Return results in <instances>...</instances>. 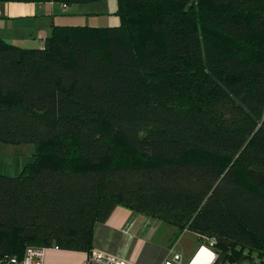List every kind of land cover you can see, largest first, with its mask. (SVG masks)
<instances>
[{
  "label": "trees",
  "instance_id": "16d2710c",
  "mask_svg": "<svg viewBox=\"0 0 264 264\" xmlns=\"http://www.w3.org/2000/svg\"><path fill=\"white\" fill-rule=\"evenodd\" d=\"M99 0H0L72 4ZM120 24L0 37V259L90 252L118 205L215 237V264H264V0H118Z\"/></svg>",
  "mask_w": 264,
  "mask_h": 264
},
{
  "label": "crops",
  "instance_id": "0c3cea01",
  "mask_svg": "<svg viewBox=\"0 0 264 264\" xmlns=\"http://www.w3.org/2000/svg\"><path fill=\"white\" fill-rule=\"evenodd\" d=\"M45 5L49 6L45 8ZM57 8V2L1 3L3 14L0 16V26L7 30L5 36L13 35L12 42L16 44H21L18 43L21 40L27 42L31 39L29 36L37 34L41 40L36 48H42L45 38L51 33L52 20L51 23L42 21L52 18L55 22L54 15L50 12L55 13ZM14 22L18 23L12 25ZM160 221L128 206L118 205L106 220L95 224L93 249L117 254L138 264H162L174 252H180L185 262H189L202 244L200 235L186 229L178 239L173 240L178 228L168 222L164 223L169 226H163ZM204 253H207L209 258V253L203 251L202 256ZM85 254L87 257L88 252Z\"/></svg>",
  "mask_w": 264,
  "mask_h": 264
},
{
  "label": "rangeland",
  "instance_id": "374dc122",
  "mask_svg": "<svg viewBox=\"0 0 264 264\" xmlns=\"http://www.w3.org/2000/svg\"><path fill=\"white\" fill-rule=\"evenodd\" d=\"M118 4V0L82 2L70 5L66 10H64L65 12H63L61 4L58 3L57 11H55V13H50L54 15L53 17L55 18V23L57 24H98L101 26L118 25L120 24V17L116 14ZM48 6L49 5H45V8ZM95 12L98 14H94ZM51 20L53 22L52 18H50V20L43 19L42 22L51 23ZM17 23L18 22H14L12 25H16ZM8 25L10 24L8 23ZM5 34L7 35V30H3L0 26V37L23 48H36L38 45L37 43L41 40L37 34H34L33 36H29L31 38L29 41L23 42L24 40H21L18 42L21 44H16L15 42H12L13 35L5 36ZM34 152L35 144L31 142L6 143L0 141V173L11 176L20 175L22 169L32 161ZM160 224L163 226H169L167 223H164V221H160ZM176 238L177 234L176 237L174 236L173 240ZM10 256L14 255L5 254L0 260L8 259ZM85 258L86 254L83 251H72L48 247L45 250L44 264H83Z\"/></svg>",
  "mask_w": 264,
  "mask_h": 264
},
{
  "label": "built area",
  "instance_id": "2783aa9c",
  "mask_svg": "<svg viewBox=\"0 0 264 264\" xmlns=\"http://www.w3.org/2000/svg\"><path fill=\"white\" fill-rule=\"evenodd\" d=\"M3 14L0 9V16ZM204 243H202L194 256L189 262H185L183 255L180 252H174L171 254L162 264H195V259L198 257L200 253L203 251L209 250L211 251V256L209 254V258L207 264H215L218 258V252L214 249V246L217 244V240L215 237L203 239ZM58 249V246H55ZM46 248L29 246L26 248L23 256L19 257L17 255L10 256L8 259L0 260V264H44V256H45ZM83 264H138L129 259L121 257L116 254H112L100 249H93L85 262ZM219 264H224L220 262Z\"/></svg>",
  "mask_w": 264,
  "mask_h": 264
},
{
  "label": "bare ground",
  "instance_id": "6f19581e",
  "mask_svg": "<svg viewBox=\"0 0 264 264\" xmlns=\"http://www.w3.org/2000/svg\"><path fill=\"white\" fill-rule=\"evenodd\" d=\"M206 252H208L209 254H210V256H211V251H209V250H206V249H204ZM88 256H89V254H88ZM87 256V257H88ZM87 257L85 258V260L87 259ZM206 259H208V254L207 253H204L203 254V256H202V253H200L199 255H198V257L195 259V264H207V262L209 261H205ZM85 260H84V262H85ZM83 262V263H84Z\"/></svg>",
  "mask_w": 264,
  "mask_h": 264
}]
</instances>
